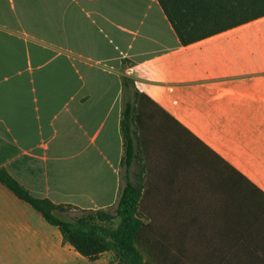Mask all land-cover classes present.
I'll list each match as a JSON object with an SVG mask.
<instances>
[{
    "label": "crops",
    "instance_id": "obj_1",
    "mask_svg": "<svg viewBox=\"0 0 264 264\" xmlns=\"http://www.w3.org/2000/svg\"><path fill=\"white\" fill-rule=\"evenodd\" d=\"M125 77L264 190V16L183 44L158 0H0V168L36 197L115 209ZM115 256H82L0 181V264Z\"/></svg>",
    "mask_w": 264,
    "mask_h": 264
},
{
    "label": "trees",
    "instance_id": "obj_2",
    "mask_svg": "<svg viewBox=\"0 0 264 264\" xmlns=\"http://www.w3.org/2000/svg\"><path fill=\"white\" fill-rule=\"evenodd\" d=\"M180 41L189 44L264 16V0H158ZM121 118L125 183L114 212L73 208L31 194L5 168L0 181L31 204L65 242L97 260L113 251L119 264H264V190L159 106L123 80ZM162 165L158 182L135 181L130 167L150 150ZM116 218L117 227L107 226Z\"/></svg>",
    "mask_w": 264,
    "mask_h": 264
},
{
    "label": "rangeland",
    "instance_id": "obj_3",
    "mask_svg": "<svg viewBox=\"0 0 264 264\" xmlns=\"http://www.w3.org/2000/svg\"><path fill=\"white\" fill-rule=\"evenodd\" d=\"M131 2V1H130ZM126 2L128 4H132V5H139V3L136 2ZM157 154L156 152L152 150H150V153L148 154H143L142 159H140L139 161H136L132 164V166L130 167V170L128 172V175L130 177V179L132 181H135L136 179V174L141 170L142 166L145 165L147 167L146 170V183L149 182H158L159 178L157 176V172H159L161 169L160 164H158L157 162ZM125 175H126V168L125 166H121V178H122V182L123 184L125 183ZM111 212H114V209L110 210ZM56 215L62 219L65 220H69L72 221L75 219L76 216L80 215L82 213V211H77L74 209L68 208L66 210H56L55 211ZM120 222L119 218H116L115 220H113L110 224H107V226L111 229H114L117 227L118 223ZM115 260H118V258L115 256L114 257Z\"/></svg>",
    "mask_w": 264,
    "mask_h": 264
}]
</instances>
